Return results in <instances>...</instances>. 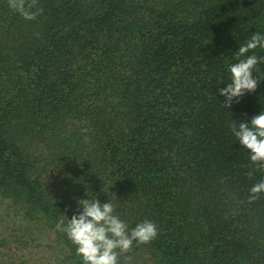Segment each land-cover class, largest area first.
Returning <instances> with one entry per match:
<instances>
[{
	"label": "trees",
	"instance_id": "obj_1",
	"mask_svg": "<svg viewBox=\"0 0 264 264\" xmlns=\"http://www.w3.org/2000/svg\"><path fill=\"white\" fill-rule=\"evenodd\" d=\"M38 5L27 20L0 0V204L53 231V264H83L55 227L80 198L158 225L119 264H264V169L230 128L264 111V61L254 92L220 95L264 0Z\"/></svg>",
	"mask_w": 264,
	"mask_h": 264
},
{
	"label": "clouds",
	"instance_id": "obj_2",
	"mask_svg": "<svg viewBox=\"0 0 264 264\" xmlns=\"http://www.w3.org/2000/svg\"><path fill=\"white\" fill-rule=\"evenodd\" d=\"M8 4L27 20H35L43 12L38 0H8ZM257 48L264 49V34L260 32L253 33L239 46L238 62L229 65L231 83L220 89V95L226 98L224 107L230 108L234 99L239 103L245 94L257 89L259 81L253 77V71L264 61V57L255 55ZM230 128L239 143L249 150L252 163L264 169V111L253 116L250 123L240 122L237 126L232 122ZM261 194H264V180L250 188L248 199L254 202ZM116 207L111 201L101 203L96 198H80L71 218L63 214L56 223V229L66 234L83 264H119L121 254L131 252L134 243L148 244L158 236V225L152 220L146 219L129 230L128 224L115 214Z\"/></svg>",
	"mask_w": 264,
	"mask_h": 264
},
{
	"label": "rangeland",
	"instance_id": "obj_3",
	"mask_svg": "<svg viewBox=\"0 0 264 264\" xmlns=\"http://www.w3.org/2000/svg\"><path fill=\"white\" fill-rule=\"evenodd\" d=\"M46 183L50 189L56 187ZM50 231L36 233L34 221L23 218L19 212H9L5 204H0V264H53L56 259L58 262L62 257L55 255L57 249L53 251L47 246L54 238ZM135 257L126 264H146Z\"/></svg>",
	"mask_w": 264,
	"mask_h": 264
}]
</instances>
